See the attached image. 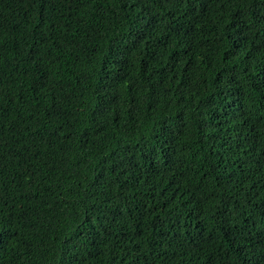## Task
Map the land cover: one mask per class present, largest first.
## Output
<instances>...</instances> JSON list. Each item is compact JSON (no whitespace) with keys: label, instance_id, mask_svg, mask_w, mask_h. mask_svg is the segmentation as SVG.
I'll return each instance as SVG.
<instances>
[{"label":"trees","instance_id":"trees-1","mask_svg":"<svg viewBox=\"0 0 264 264\" xmlns=\"http://www.w3.org/2000/svg\"><path fill=\"white\" fill-rule=\"evenodd\" d=\"M0 264H264V0H0Z\"/></svg>","mask_w":264,"mask_h":264}]
</instances>
